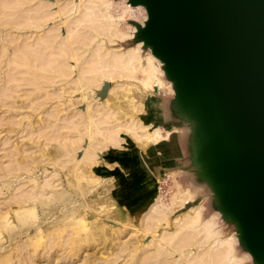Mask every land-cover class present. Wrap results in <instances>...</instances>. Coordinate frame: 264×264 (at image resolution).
I'll return each mask as SVG.
<instances>
[{"label": "rangeland", "instance_id": "obj_1", "mask_svg": "<svg viewBox=\"0 0 264 264\" xmlns=\"http://www.w3.org/2000/svg\"><path fill=\"white\" fill-rule=\"evenodd\" d=\"M59 1H61V3H66L68 0ZM110 2L114 5L113 15H122L120 18L117 17L116 20L121 24L120 28L123 36L112 38L114 40L112 44L105 43V39H103V45L114 50L136 47L137 43L132 41L135 30L128 22L131 20L141 24L145 19L144 10L142 8L136 10L137 12H134L136 16L133 14V17H135L133 19L127 10L125 12L121 10V8H123L121 1L110 0ZM33 4L34 2L32 0L30 6ZM12 8L14 7L11 6L10 10H4L5 12L10 11L8 13L0 14V22L5 20L4 22L6 23H0V54H2L0 56H3L2 58L0 57V102L8 106V108L5 105L1 107L0 104V189L3 191L0 193V208H5L4 203H8L14 199L24 198L29 194L28 192L32 193L37 186H41L46 180L47 182L49 181L48 183H51L53 187L49 188L45 186L44 189L49 193L53 191L55 193L52 196H50L51 194L46 196L45 202H49L48 204L46 203L43 205L38 202L27 203L25 206L29 209L25 210L18 209L20 207L18 205H11L12 209L8 208L1 210L3 213L0 215V247H9L2 252L0 251V259H5L2 261L0 260V264H23L19 262H22L23 258L25 260L29 251L37 250V252H33L39 254L40 251L43 252L49 247L47 244L50 243L54 246L53 248L50 244L52 248L48 249H50L51 252H54L55 255H62L61 253L64 252L63 255H71V259L59 263L52 259H41L38 264H98V262L100 264H129L132 255H138L141 249H151L150 240H153V238L155 239L162 231H174L178 221L176 217H182L192 206H202L201 211L203 218H208L210 215L216 213V211L210 208L209 194L206 186L201 192L197 191V187H195L194 184L197 183L195 181V176H193L190 169H185L188 163L186 159V150L183 144L186 131L184 126H181L177 121L172 119L167 110L170 98H172L171 92L167 88L163 89V87L160 89L155 88L147 90L139 86L140 83L138 80H134V82L133 80L126 79H108L105 80V83L97 87L85 85L82 89L78 90L75 88L71 89V86L68 84H63V89H58L61 87V84H56L55 87L58 91H56L57 95H48L49 97L47 96L46 99L45 97H41L44 104H41V106H39L40 104L36 105L41 99L35 94L41 93L39 95L42 96L49 91V88L32 94V89L34 87H32V85L23 84L22 78L25 79L24 73L26 71L27 74L29 68L25 66L26 70L24 71L25 68H16V66L18 67L19 64L23 66V62L21 63L22 58L18 59L17 57H20V55L21 57L23 55L25 56V50H30V48L25 47L27 45L25 43L30 41L29 38V40L27 39L28 36H26L29 34V28L17 29L14 25L16 27L15 29V27L11 25L13 19L16 20L15 22H18V16L20 20L23 16L28 17L31 12L27 13L23 11L22 14V11H20V13L18 12L19 14L17 13V15L14 14V16H12V11L15 9ZM9 13L11 14L10 16L7 15ZM24 13H27V16H25ZM20 15H23L22 18H20ZM68 18L66 21H70ZM18 34L22 35V39L21 36H16ZM23 40L24 43H22ZM20 42L22 43L21 45L18 44ZM23 44H25V46ZM17 45L21 49L25 47L22 54H18L21 50L18 49L19 47ZM22 45L24 47H22ZM15 51H19L18 53L16 52L18 55L14 53ZM140 53L143 60L142 64H145L147 51L142 49ZM13 54L16 55L15 57L18 59L17 62H15V58L13 59ZM10 59L13 60L15 64L18 63V65L14 64L15 70H22V74L18 71L14 74L15 77L13 76L15 71H11V69L13 70L14 68H11L12 61ZM8 60L10 62H7ZM5 64L8 66L10 64V67H6ZM9 70L12 73H9ZM29 72H32V70ZM10 74H12L14 78H12ZM7 75H10L11 78ZM158 76L160 79H163L162 75ZM8 77L10 80H8ZM11 79L16 80L12 81ZM65 82L67 83V80ZM118 84H122V86L118 89H114L109 96L110 99L104 104L103 102L108 96V89ZM13 85H15V87ZM6 87L13 91L6 89ZM11 87H14V89ZM52 91L53 89L50 88L49 92L51 93ZM22 93H26L28 96H26V98H13V96L17 97ZM8 95H11V97ZM32 95L37 98L32 97L34 99L32 100V98H30ZM11 98L16 101L19 100L15 104L19 109H17V107H15V110H13V108L10 109L11 106L9 107V105L13 100ZM20 99L21 101L22 99L23 101L31 99L28 102L30 105L36 99V104L35 102L34 104L36 105L35 107H38L37 111L36 109L33 111L28 107H21L23 104H18ZM15 100L13 101L16 102ZM37 100L39 101L37 102ZM139 102L144 104V116L147 117L146 122H152L153 125L160 127L161 134L163 132L165 133L162 134L163 138L159 148H153L152 145H146L145 148H140L137 144L130 143L129 141L125 143L123 141L118 146H107L104 149H99L98 146L89 144L90 142L87 141L85 136L83 137L84 139L79 142L73 138L69 143L67 141L68 139L64 141V139L56 140L47 138L45 140V137L43 138L44 134H46V136L48 134L51 135L53 132L52 129L55 130L56 127L54 126L58 125V123L63 124L64 121L67 122V119L62 122V119L66 118L65 115L68 116L69 113L75 112L77 109L85 111V109L89 108V105L103 103L114 111L111 120L120 123L124 120L136 119L138 117L139 110L131 111L132 113H129V110ZM7 103L9 105H7ZM5 109L8 111H5ZM28 113L29 115H27ZM53 113L55 115L54 118H52ZM63 116L65 117L63 118ZM70 117L72 118V116ZM70 117L69 120H73ZM41 118H46V121L45 119L44 121L48 128L45 127L42 128L43 130H37L39 128V121L41 123ZM47 118L51 121H47ZM21 119L22 121H20ZM58 119L61 121L58 122ZM52 120H54V124H57L54 125ZM34 122H37L38 126ZM48 122L53 125L49 126L50 123ZM32 127H37V132L31 133ZM166 131H168V133H166ZM30 134L31 136H29ZM41 134L42 136L40 137ZM119 135L120 137L124 136L123 133ZM59 144H62L63 147H60ZM64 145H66L67 148L64 147ZM116 150L126 151L130 163L134 168H138L139 166L142 167L144 174H146L145 178L155 183L156 192L159 193L161 197L160 202L164 205L162 208L164 215L161 219H152L151 226L147 229L141 226L144 215L142 212L145 206H141L140 203L135 202L137 196L135 194H128L127 198L122 197L121 200H118V195L114 192L112 193V190H114L113 188L121 187L122 181L120 174H126L125 177L129 178L132 175V173H122V171L119 174L118 171L121 170L119 165H109L110 160H107L106 157H114V154L111 152ZM89 152L92 153L91 156L93 157L91 159L93 160L90 159L91 156L89 159L87 158L90 154H88V156L86 154ZM157 152L163 156L162 160L156 157ZM56 155L58 156L57 158L55 157ZM161 167L164 169H161ZM113 168H116L117 171L113 170ZM183 171H185V174H183ZM188 180L191 182H188ZM177 188L188 189L194 193L192 199H184V193L181 192L184 195L183 197L182 194H179V189L176 190ZM56 191L57 195H55ZM59 193L62 196H58ZM174 193L176 195H174ZM177 193L179 197H177ZM172 195L176 196L174 198H178L179 200H174V198L171 197ZM180 196L183 200H180ZM171 198L173 199L171 200ZM63 204L66 205V207L61 209ZM33 217H36L39 221L36 219H34L36 221H33ZM32 221L35 226L36 224L41 225L42 229H38V233L32 231L35 227L31 223ZM51 222L54 223L52 224ZM42 223H44L45 227ZM24 226H31V229L27 231L30 235H32V232L35 233L33 234L34 236H31L33 238L27 236V239H30H28L29 241L25 239L27 234L25 235V232H23V230L21 231ZM216 227L219 230L218 234H214L213 232V235H211V237L209 236V240L217 235L225 239L233 232L222 220L218 221ZM19 230L21 232H19ZM51 240L54 244L56 243V248L55 245L50 242ZM20 242L21 244L22 242L28 243L27 247L26 244L23 245L26 247H23L26 250L23 249V251H20L22 253L20 254L22 259H20L18 255L20 252H15L17 251L15 245H18V243L20 244ZM45 246L46 248H43ZM27 248H29V250ZM232 249V252L238 257L243 258L246 256L248 258L247 261L243 260L242 263L251 264V259L246 253L239 249L237 244H233ZM33 252L30 253L32 254ZM23 253L25 257H22L24 256ZM16 255L18 257L17 259L15 257Z\"/></svg>", "mask_w": 264, "mask_h": 264}, {"label": "water", "instance_id": "obj_2", "mask_svg": "<svg viewBox=\"0 0 264 264\" xmlns=\"http://www.w3.org/2000/svg\"><path fill=\"white\" fill-rule=\"evenodd\" d=\"M132 41L160 63L186 170L252 264H264V0H127Z\"/></svg>", "mask_w": 264, "mask_h": 264}, {"label": "bare ground", "instance_id": "obj_3", "mask_svg": "<svg viewBox=\"0 0 264 264\" xmlns=\"http://www.w3.org/2000/svg\"><path fill=\"white\" fill-rule=\"evenodd\" d=\"M31 1L32 0H0V7H1L0 14L1 13L5 14L10 12V11L5 12L4 10H6L8 7L11 8V6L15 8V9L12 8L14 9L13 11L11 9L13 14L12 16H14V14L17 15V13L18 12L20 13V11H22L21 12L22 14L23 11L27 13L31 12L30 15L28 14L29 15L28 17H24L22 15L24 19L20 15V18H22L23 20L22 19L19 20V16H18L17 18L18 22H15L16 20L13 19L11 21L12 23L11 25L13 26L15 25L17 29L29 28V34L26 36H28L27 39L29 38L30 41L25 43L27 44L26 46L25 44L23 45L26 48H30L29 50L30 52L26 51L27 49L25 50V47L23 45H22V47H24L22 48L23 50L17 45L19 47L18 49L21 51L14 52L16 55L20 53L22 54V51L24 50L26 52L25 56L23 55L21 57L20 55V57H17L18 59L22 58L21 63L23 62L22 63L23 66L21 64L18 65V63H16L18 65V67L16 66V68H25L24 71L26 70L25 66L29 68L27 74L26 71L25 73L23 71V73L25 74V79L22 78L23 84L32 85V87H34L32 89L33 92L31 91L32 94L34 92L36 93L38 91L40 92V90L43 89L47 90L49 88V91L50 88L53 89L51 93L47 91L42 96L39 95L41 93L35 94L38 95L39 99H41L40 102H38L39 100H37L38 102L37 104L35 102L36 101L35 99L34 102L36 105L40 104L39 106H41V104H44L41 97L43 98L45 97L46 99L48 95L49 96L57 95L56 94L57 90L55 87L56 84H61V87H59L58 89H63L62 88L63 84H68L71 86V89L75 88L78 90V89H82L85 85L97 87L100 84L105 83L106 82L105 80L108 79L109 80L126 79L133 81L138 80L140 85L138 83L137 84L140 87L142 86L147 90L155 89V88L160 89L162 87L163 89L167 88L173 96L171 85L167 80H165L163 76V72L160 67V63L153 56H151V54L148 51L145 57V64H142L143 60L141 57L140 50L142 51L143 48L141 43H137L136 47L134 48L119 49V50L109 49L108 47L103 45L104 44L103 39H105V43L112 44L114 42L112 38L123 36V33L120 28L121 24L116 20L117 17L120 18L122 15L121 14L120 16L119 14L113 15L114 5L112 4V2H110V0H83V1L68 0L66 3H61V1L59 0H33L34 4L30 6ZM118 1L119 2L121 1V3L123 4V8H121V10L123 12L127 10L132 17L134 12L136 10H139V8H141V7H131L128 4L127 0H118ZM10 8H8L7 10H10ZM27 13H24V15L27 16ZM135 14L134 16H136ZM7 15L10 16L11 14L9 13ZM67 18L68 20L70 19V21H66ZM134 18L135 17H133V19ZM4 21L1 22L6 24ZM16 36L18 37L21 36L22 39V35L18 34ZM22 43H24V40L22 41ZM22 43L20 42L18 44L21 45ZM16 52L19 53L17 54ZM16 55L13 56V59L14 58L16 59L15 57ZM0 57L2 58L3 56ZM18 59H16L15 62H17ZM11 61H12L11 68H14L13 70L11 69V71L12 72L15 71L13 73V76L18 71H20L19 73L22 74V70H18V69L17 71L15 70L16 64L13 62V60ZM7 62L10 61L8 60ZM7 66L8 65H6V67ZM8 67H10V64ZM30 69L32 70V72H29L31 71ZM11 71L9 70V73ZM10 75L12 76V74ZM158 75H162L163 79H160ZM13 76L12 78L15 77ZM10 78L8 77V80H10ZM66 80L67 83L65 82ZM12 81H8V82H12ZM13 86L15 87V85ZM121 86L122 84H118L108 89V94H107L108 96L106 95L107 96L106 100H104L103 103L105 104V102L110 99L109 96L114 91V89H118ZM14 87L11 88L14 89ZM6 89L8 88L6 87ZM26 93H22L17 97L13 96V98L14 97L17 99L20 97L26 98V96H28ZM8 96L11 97V95ZM32 97L35 98L36 96L32 95L30 98ZM33 98L32 100H34ZM13 100L11 101L10 105L8 103L7 105H9V107L11 106L10 109L13 108V110H15V107L19 109L17 105L15 106V104L19 100L17 101L15 100L16 102H14ZM30 100L31 99H28V101H23L22 99L21 101L20 99V102L18 104H23L21 105V107L23 108L28 107L33 111L34 109H36L37 111L38 107H35L36 105L34 104V102L31 101L32 102L31 105L30 103H28ZM24 102H27L28 104ZM103 103L102 104L96 103L93 105H89V108L85 109V111H80L79 109H77L75 112L69 113L68 116L69 117L72 116V118L71 117L70 118L73 120H69V117L67 115H65L66 118H64L65 116H63L64 119H62V122L63 120L67 119L66 120L67 122L64 121L65 123L63 122V124L58 123V125H56L57 123L55 122L56 124H54L53 122L54 120H52L53 124L56 125L54 126L56 128L55 130L52 129L53 132L51 133V135L48 134L46 136V134H44L43 138L45 137V140L47 138L49 139L53 138L56 140L64 139V141L65 139H68L67 141L69 143V141H72L73 138L79 142L80 140H83L84 139L83 137L85 136L87 141L90 142V143L88 142L89 144L93 146H98L99 149L100 148L104 149L107 146H118L123 141L125 143L129 141L130 143L137 144L138 147L140 148L143 147L145 148L146 145H150V146L152 145L153 148L160 147L163 138L162 134L165 133L163 132L161 134L160 127L153 125L152 122L150 123L146 122L147 117L144 116L145 107L142 102L137 103L136 106H132L129 110V113H132L131 111L139 110L138 117L136 119L124 120L123 122L120 123H116L111 120L114 111L107 105H104ZM3 105H5V103L1 104V107H3ZM6 107L8 108V106ZM5 111L8 110L5 109ZM27 115H29V113ZM52 115H53L52 118H54L55 116L54 113ZM22 119L20 121H22ZM44 119L46 121V118ZM44 119L41 120V123L39 121L38 123L39 126L37 125V122H34L39 128L37 129V127L36 128L32 127L31 133L35 131L37 132V130L45 127L48 128V126L45 124L46 122L44 121ZM47 121H51V120L48 119ZM60 121L61 120L58 119V122ZM53 124L50 123L49 126ZM72 132H74L75 134ZM120 133H123L124 136L120 137L119 135ZM166 133H168V131H166ZM42 134L40 135V137L42 136ZM29 136H31V134ZM59 146L61 147L62 144H59ZM64 147H66V145H64ZM111 153L114 154V157H106L107 160H110L109 165L110 164L119 165L121 167V170L118 171L119 174L121 171L122 173L124 172L132 173L130 178L125 177L126 174H120L122 181L121 187L113 188L114 190H112V193L114 192L115 194L118 195L117 196L118 200H121L122 197L127 198L128 194H135L137 196L135 202L140 203L141 206H145L142 212V214L144 215L141 226H143L144 229H147L151 226L152 219L154 218L161 219L164 215V212L162 211L164 205H162V203L160 202L161 197L159 196V193L156 192L155 183L145 178L146 174H144V171L142 170L141 166H139L138 168H134L133 165H131L126 151L116 150ZM88 154L90 155L88 156ZM86 155L88 156L87 158L89 159L92 153L89 152ZM55 157L57 158L58 156L56 155ZM92 157L93 156H91L90 159ZM156 157L161 160L163 158V156L159 152L156 153ZM161 169L164 168L161 167ZM113 170H116V168H113ZM183 174H185V171H183ZM48 182L47 180L46 182L44 181V183L41 186H37L32 193L28 192L29 194L27 195L25 194L26 196L24 198L22 197V199H14L13 201L4 203L5 208L3 209L0 208V215L3 213L1 210L8 208L12 209L11 205H18L20 206L18 209L25 210V209H29L27 206H25L27 203L38 202V203H42L43 205L46 203L48 204L49 202H45L46 196H48L49 194H51L50 196H52L55 193L54 191L49 193L48 191H46V189H44L45 186L49 188L53 187V185ZM188 182L191 181L188 180ZM194 184L195 187H197L196 190L199 192H201V190L205 187L204 184H199V183H194ZM178 189L179 188H177L176 190ZM184 190L185 189L180 188L178 190L180 193L179 192L178 193L182 194L183 197L185 195L184 199H190V198L192 199L194 193H192L188 189H186L185 191ZM1 192L3 191L0 189V193ZM181 192H183L184 195ZM175 193L174 195H176ZM179 194L177 195V197H179ZM55 195H57V191ZM59 195L62 196L60 193L58 194V196ZM174 195H172L171 197L173 198L176 197ZM173 198H171V200ZM174 200H179V199L174 198ZM180 200H183V198L181 197ZM63 207L65 208L66 205L63 204L61 209H64ZM201 210H202V206L195 205L192 206L188 210V212L184 214L182 217L180 218L176 217V220L178 221L176 224L177 227L174 229V231L173 230L162 231L157 237H155V239L153 238V240H150L151 242L150 246L152 248L141 249V252L138 255L135 254L132 255L129 264H244L242 263L243 260L247 261L248 258L246 256H244L243 258L238 257L232 252L233 251L232 245L237 244L236 235L234 231L228 238L222 239L217 235L213 239L209 240L211 235H213V232L214 234L215 233L218 234L219 230L216 227V225L218 221L219 220L221 221L222 219L218 212L210 215V217L208 218H203ZM34 219H36V217L35 218L33 217V221L38 220V219L36 220ZM33 221L31 223L34 225ZM51 223L53 224L54 222ZM42 225L44 226V223H42ZM24 227L21 229V231L23 230V232H25V235L27 234L25 237L26 240L29 239V238L27 239V236L33 238L31 236H34L33 234H35L36 232L38 233L37 231L38 229L40 230L42 229L41 225L36 224L34 228L32 227L33 228L32 231H34L35 233L32 232V235H30L29 232L27 231L31 229L30 228L31 226L30 227L24 226ZM21 231L19 230V232ZM50 242H52V240ZM28 243L26 244V242H22L21 244L20 242V244L18 243V245H15L17 250L15 252L19 253L20 251H23V249L27 247ZM25 244L26 247L23 246ZM50 244H47L49 245V247L47 248L46 246L43 247L46 248L43 252L40 251L41 252L40 253L38 251L39 254L38 253L36 254L37 250H33L36 251L33 252L31 249H30L31 251L28 252L26 257L23 253L24 256L22 257H25V260L23 258L21 262L18 259L20 261L19 263L38 264V262L41 261V259L42 260L52 259L53 261L59 263L71 259L70 258L71 255L70 256L66 254L63 255L64 253L63 251H62L63 253H61L62 255H55L54 252H51V250L48 249V248H52L53 246L52 244H51L52 246ZM54 245L56 248L57 247L56 243ZM8 247L7 246L0 247V251L2 252ZM27 249L29 250V248ZM30 252L33 253L31 254ZM20 254L22 253L20 252L18 254L20 259H22ZM246 255L249 257L248 254ZM15 257L16 259L18 258L17 255ZM0 260L2 261L5 259H0ZM16 262L18 263L17 260ZM98 264L100 263L98 262Z\"/></svg>", "mask_w": 264, "mask_h": 264}]
</instances>
